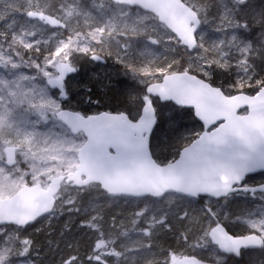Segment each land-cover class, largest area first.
<instances>
[{
	"label": "snow or ice",
	"instance_id": "6c2138e0",
	"mask_svg": "<svg viewBox=\"0 0 264 264\" xmlns=\"http://www.w3.org/2000/svg\"><path fill=\"white\" fill-rule=\"evenodd\" d=\"M17 15L29 19L19 23ZM0 21V264H37L29 229L65 212L79 215V229L96 242L83 253L78 242L69 243L58 264H227L249 247L264 255V217L249 218L247 234L233 235L226 230L233 215L212 203L233 194L264 197V186L242 184L249 172L264 170V156L235 154L221 103L264 98L257 72V61L264 63V7L257 11L249 0H92L90 7L84 0H2ZM45 25L67 35L54 49L37 38ZM205 27L223 38L208 43ZM251 28L260 29L258 46L237 35ZM172 41L187 56L179 67ZM113 54L144 85L137 116L67 108L65 77L79 71L81 56L101 61ZM216 70L235 74L227 88L214 84ZM188 93L193 98L182 102ZM157 100L175 101L188 110L183 116L202 122L172 160L149 147ZM253 111L264 113V105ZM180 117L175 112L172 120ZM112 205L121 210L105 229ZM162 234L191 252L178 261L159 243Z\"/></svg>",
	"mask_w": 264,
	"mask_h": 264
},
{
	"label": "trees",
	"instance_id": "16d2710c",
	"mask_svg": "<svg viewBox=\"0 0 264 264\" xmlns=\"http://www.w3.org/2000/svg\"><path fill=\"white\" fill-rule=\"evenodd\" d=\"M23 2V0H21ZM87 6H91L92 0H84ZM104 0H96V3H103ZM251 6L255 10H259L264 7V0H249ZM2 3V0H0ZM19 23H23L24 20L29 18L21 17L17 15ZM11 23V20H8ZM19 26V25H17ZM80 26L86 32L87 24L83 19L80 21ZM73 27L77 25L73 24ZM5 23L0 21V30H4ZM205 39L208 43L223 38L221 34L212 31L210 28L205 27L203 29ZM64 29H54L48 25L44 26L43 32L37 37L41 40L42 48H55L60 39H66L67 35ZM241 40H245L249 43L259 45V28H251L249 31L237 33ZM173 47H178L179 51L172 52L171 55L176 56L179 64L174 65L179 67L185 63L187 56L184 54L182 46H176L175 42H170ZM139 49V45L137 46ZM164 52L163 49L156 53L157 56ZM167 54V53H165ZM79 55V54H78ZM238 55V54H237ZM107 64L105 66L91 61L88 58L81 56L77 68L79 71L72 76L68 81L69 97L66 102L67 108L87 115H95L105 111L113 113H130L131 117L137 116L138 107L142 106V100H138L139 96L143 95L144 85L138 80L134 79L131 74L126 73L122 64L116 62L115 54L108 56L105 55ZM257 72L264 75L261 72V67H264V63L257 61ZM25 69V72H28ZM55 73V69H51ZM235 78L234 73H225L221 70H216L212 75V80L216 86L223 85L228 87L229 83ZM42 87L45 86L46 81L41 80L39 83ZM50 93L54 92L49 88ZM249 91H251L249 89ZM158 116V125L152 136L151 149L156 157L172 160L176 157L181 146L187 139L192 137V132L198 131L197 121L193 116H183L186 110L178 109L177 107L169 104L167 107L160 104L158 101L155 103ZM175 112H180L181 117L173 121L172 117ZM184 126L181 127L180 125ZM191 134V135H190ZM207 203V202H206ZM260 205V204H259ZM221 214H227L230 212L233 215V219L236 216H241L242 219L251 218L255 215L257 204L250 201H238L236 203L232 200H226L218 203H213ZM113 205L109 208H105V218L109 221L105 225V229L110 228L111 216L120 212V210L112 209ZM128 208V206H124ZM262 212H264V204H261ZM127 212L123 213L126 216ZM80 220L79 215L69 214L65 212L63 215H58L51 221H45L43 223H37L32 229H29V237L33 240L36 251L33 253V258L36 259L37 264H58L60 256L67 250L69 243H79L80 251L83 253L87 251L90 244L94 245L95 238L90 237L81 232L78 226ZM71 222L74 227L70 230L65 229V223ZM36 227V228H35ZM39 229L37 231L36 229ZM239 234L243 231H236ZM63 233V235H62ZM236 235V234H235ZM175 237L171 234L161 235L159 243L164 248L169 250V255L176 254L178 256H185L191 252V249L184 246L183 241L181 245L175 246ZM174 250V251H173ZM227 258V257H226ZM264 261V255L259 251H247L244 252L240 259L230 258L227 260V264H261Z\"/></svg>",
	"mask_w": 264,
	"mask_h": 264
},
{
	"label": "water",
	"instance_id": "95a60500",
	"mask_svg": "<svg viewBox=\"0 0 264 264\" xmlns=\"http://www.w3.org/2000/svg\"><path fill=\"white\" fill-rule=\"evenodd\" d=\"M50 27L57 29L54 26H50ZM95 62L101 65L107 64V61L105 58L101 61H95ZM76 73H68V75L65 77V80L67 81L68 78L74 76ZM52 90L56 91V89H52ZM193 95H194L193 93H188L180 97V99L182 102L186 103V102H189L193 98ZM159 102L161 104L167 103V104H173V105L175 103V101H172V102L159 101ZM221 103L224 108V113H226L228 116L231 117L230 129L232 132V138H233L232 143L234 146L235 154L253 155L256 158H260L264 156V113L253 111L254 105H264V98H260L258 100L256 97H246V98L233 97L231 101H222ZM153 106L155 107V104ZM174 106L178 108V106L176 105ZM245 109L249 111L247 115L237 116V112H242ZM105 112H108V111H105ZM105 112H102V113H105ZM110 113L116 114L113 112H110ZM224 113H221V115H223ZM200 123L202 124V122ZM157 125H158V116L156 115V124L154 125L152 129L151 136L149 139L150 148H151L152 136L157 128ZM263 172L264 170H257V171L249 172L248 174L245 175L242 181V184L246 182V179L249 176L263 173ZM260 186H264V185H260ZM260 186L252 187V188H258ZM222 199L224 198H220V200ZM247 249H260V248L259 247H249ZM243 250L245 249H241V251ZM174 255L177 257L178 261L184 258V256L181 257L176 254ZM225 255H229V254H225ZM241 255L236 258H240Z\"/></svg>",
	"mask_w": 264,
	"mask_h": 264
},
{
	"label": "flooded vegetation",
	"instance_id": "af4514ba",
	"mask_svg": "<svg viewBox=\"0 0 264 264\" xmlns=\"http://www.w3.org/2000/svg\"><path fill=\"white\" fill-rule=\"evenodd\" d=\"M105 66V65H103ZM71 78V77H70ZM68 78L67 81L70 79ZM66 81V83H67ZM158 101V100H157ZM159 102V101H158ZM160 103V102H159ZM161 104V103H160ZM165 105V104H164ZM169 105V104H167ZM183 110H186V109H183ZM188 111V110H186ZM243 112V111H242ZM248 110H247V114H248ZM246 114V115H247ZM194 117V116H193ZM195 118V117H194ZM195 120L197 121V125H198V131L196 132H199L201 130V123L197 120V118H195ZM191 135V134H190ZM195 135L194 132H192V136ZM244 185L248 186V187H257V186H260V185H264V172L263 173H259V174H255V175H252V176H249L247 179H246V182L244 183ZM234 200L236 203H238V201H250V202H253V203H264V197H261L259 193H257L256 196H253L251 195L250 193H247V194H233L231 196H229L227 199H222V200H219L218 202H222V201H226V200ZM208 201V198H205V203ZM209 202V201H208ZM218 202H215L213 201L212 203H218ZM227 226V230L230 232V234H233V235H242V234H247L248 231H243L244 233L242 234H239L237 233L236 229H232L228 224L226 225ZM261 249H245L242 251V255L244 252H247V251H259ZM241 255V257H242ZM226 257H228V255H225ZM240 257V258H241ZM231 258H235V259H240V258H236L234 256H231Z\"/></svg>",
	"mask_w": 264,
	"mask_h": 264
},
{
	"label": "rangeland",
	"instance_id": "374dc122",
	"mask_svg": "<svg viewBox=\"0 0 264 264\" xmlns=\"http://www.w3.org/2000/svg\"><path fill=\"white\" fill-rule=\"evenodd\" d=\"M80 40L81 41H83L84 40V37L83 36H81L80 37ZM211 42H213V41H211ZM94 43V42H93ZM38 86H40V87H42V85L40 84H38ZM52 90V89H51ZM232 201H234L233 199H232ZM207 203H208V201H207ZM255 204H257L258 206H256V211H255V215H253L251 218H253V217H264V212H262V208H261V204H264V203H255ZM260 204V205H259ZM126 206H128V205H126ZM213 207H215V206H213ZM128 208H130V206H128ZM127 208V209H128ZM112 209H114V210H121L120 208H118L116 205H113V207H112ZM125 212H127L125 215V217H127L128 216V211H125ZM124 212V213H125ZM248 219L249 218H247V219H241L240 221H236L235 219H233V221L232 222H227L226 221V223L232 228V229H236L237 231H249L250 230V226H249V224L247 223V221H248ZM127 222V221H126ZM30 233H33V232H30ZM175 242H176V245L175 246H179V245H181L180 244V242L181 241H178L177 239H175Z\"/></svg>",
	"mask_w": 264,
	"mask_h": 264
}]
</instances>
